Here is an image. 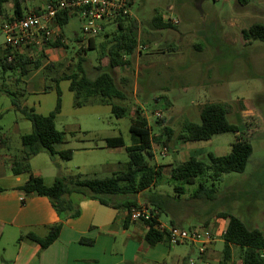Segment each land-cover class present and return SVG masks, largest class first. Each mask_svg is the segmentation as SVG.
<instances>
[{
  "label": "rangeland",
  "instance_id": "374dc122",
  "mask_svg": "<svg viewBox=\"0 0 264 264\" xmlns=\"http://www.w3.org/2000/svg\"><path fill=\"white\" fill-rule=\"evenodd\" d=\"M46 3L48 0H28L23 6L24 13H33ZM5 7L11 18L14 15L12 3ZM130 11V20L142 32L149 29L148 24L158 14L166 15L167 21L173 25L157 34L156 43L142 52L140 61L133 58L127 70L118 68L114 72L117 83L126 94V100L120 101L119 105L127 106L131 113L117 119L110 107L99 106L95 100H90L86 106L75 107L70 83L61 81L62 110L55 119V126L65 134V141L56 149L72 150L73 157L66 161L42 153L31 160L33 171L40 172L48 183L59 174L110 177L127 162V156L104 148L105 139L122 137L125 145L131 146L129 129L134 111L140 107L154 139H157L151 164L167 167L163 181L151 192L169 196L177 204L169 202V211L176 210L188 223L184 224V229L204 227L202 222L210 219L208 228L215 239L226 225L223 219H215L216 215L231 212L250 227L264 231V42L245 41L242 35L253 25H264V0H133ZM83 25L81 18L73 15L63 28L65 37L62 41L67 49H60L64 59L59 62L64 71L77 64L76 52L83 45H79L76 38H82ZM58 36H61L60 30L54 35ZM100 37L103 35L95 38ZM5 41V36L0 34V46L5 45ZM55 54L49 53V63L56 60ZM98 56L96 50L87 53L86 69L91 78L97 74L94 67L98 66ZM50 76L46 83L48 92L20 95L17 98L20 104L33 108L37 114L50 115L58 99L56 84L52 81L54 74ZM8 79L7 82L12 83L13 78ZM16 89L23 93L25 86L22 83ZM166 101L170 106L165 105ZM212 103L229 106L227 119L244 132V137L252 145V156L243 173L225 174L220 182L215 183L213 188L217 195L214 202L193 199L196 185L187 186L186 195L176 197L168 183L169 166L191 157L209 164V155H227L235 141V134L227 133L208 142L177 143L176 136L182 124L185 121L200 124L201 109ZM159 113L161 117L157 116ZM0 116L1 136L11 140V152L0 147V157L15 156L23 150L20 136L31 133L32 124L14 109L6 95L0 96ZM17 121L19 133L15 132ZM164 127L174 131L172 138L164 136ZM164 151L165 155H162ZM7 170L10 173L9 163ZM212 185L211 182L207 184L210 188ZM149 194L137 196L140 207H149L146 203ZM162 220L168 222L169 216L163 215ZM183 248L190 255V261L203 264L199 259L201 245L192 248L187 244ZM223 249L224 243L219 240L217 250L222 252ZM238 254L239 250H236L235 262Z\"/></svg>",
  "mask_w": 264,
  "mask_h": 264
},
{
  "label": "trees",
  "instance_id": "16d2710c",
  "mask_svg": "<svg viewBox=\"0 0 264 264\" xmlns=\"http://www.w3.org/2000/svg\"><path fill=\"white\" fill-rule=\"evenodd\" d=\"M27 1L0 0V29L5 23L3 21H12L14 18H21L25 15L23 6ZM10 3L13 5L14 14L11 18H9L5 7ZM129 6H132V2L129 3ZM35 12H39V9ZM73 15L76 14L70 11L59 13L54 19V25L63 29ZM114 21L118 23V30L114 32L110 41L102 44L97 60L98 66L94 67L97 72L94 78L90 77V73L86 69L87 53L94 50V39L90 41L87 48L80 47L78 49L76 52L77 64L67 71L63 70L62 63L47 64L48 50L59 47L67 49L63 44L62 36L43 41L40 46H31L23 50L5 45L0 46V96L10 97L14 109L32 124V132L21 137L23 150L14 156L9 167L15 176L22 174L29 176L28 181L16 190L25 195L35 194L47 198L63 221L69 218L76 219L80 216V209L72 202V196H81L87 200L97 201L111 209L127 212L130 218L131 211L140 208L137 196L150 192L146 203L154 218L151 222L145 223L149 227L145 241L150 247L157 244L170 246L168 233H160L154 229L163 215L170 216L169 198L151 192L163 181L164 170L167 167L151 164L154 159L152 145L157 142V139H154L140 107L134 111L135 116L129 129L132 137L131 146H126L122 137L108 138L105 141L107 148L125 147L127 162L118 172L107 178H86L81 174L76 176L61 174L55 177L51 183H48L43 177L32 175L31 160L42 153H46L50 157L59 156L66 161L73 157L72 150L58 151L56 149V146L65 141V134L58 131L55 126V119L62 110V94L59 87L61 81L70 83L69 90L75 96V107L86 106L90 100H95L99 106L110 107L112 114L117 119L124 118L128 113H131L127 106L119 105L120 101L126 100V94L117 83L114 72L118 68L131 65L139 46V29L129 17H119ZM152 23L158 30H166L173 26L171 23L163 22L162 16L159 14L153 18ZM98 35L101 36L102 33ZM242 35L245 41L264 42V25H253L248 30H244ZM81 42L82 39L79 38L77 43ZM103 60L108 62L106 67L102 66ZM40 69L45 71L46 82L51 77L50 74H54L52 81L56 84L57 104L54 111L48 116L35 113L33 108L21 105L17 99L20 95L24 96L23 93L18 92L19 89H16L22 84V78L30 72ZM8 78H13L12 83L7 82ZM11 85L14 86V90L11 89ZM48 90L49 88L46 86L45 91L48 92ZM165 105L170 106V102L166 101ZM228 115L229 106L227 104L212 103L201 109L200 124L191 121H185L182 124L180 132L176 136L179 144L208 142L217 135L227 133L235 134V141L231 144L230 152L227 155L222 157L209 155V164L201 159L191 157L183 163L169 166L168 183L172 185L176 197L186 195L187 186L196 185L192 194L193 199L214 202L217 195L213 188L215 183L220 182L225 174L245 171L253 148L249 140L244 137L241 128L229 123ZM162 132L168 138L174 136V131L169 127H164ZM208 182L213 184L212 188L207 186ZM4 192L6 190L0 187V194ZM215 219H225L229 222L222 235L224 250L221 264L231 263L233 258L231 247L239 250L238 260L235 264H264V231L250 227L239 216L231 212L218 213ZM170 224L179 227L173 220L170 221ZM203 224L207 228L210 219L205 220ZM62 227V222L52 227L44 239L34 235H28V238L45 249L58 239ZM82 242L92 243L85 239Z\"/></svg>",
  "mask_w": 264,
  "mask_h": 264
},
{
  "label": "crops",
  "instance_id": "0c3cea01",
  "mask_svg": "<svg viewBox=\"0 0 264 264\" xmlns=\"http://www.w3.org/2000/svg\"><path fill=\"white\" fill-rule=\"evenodd\" d=\"M46 4H43V7ZM172 8L171 6L170 9ZM162 19L163 22L170 23L167 21L166 15H162ZM131 22L134 21L131 20ZM148 27L149 29L143 32L138 27L139 46L134 56L137 61L143 58V51H147L152 44L156 43L154 39L161 31L154 27L152 21ZM59 30L63 37V29L59 28ZM117 30L118 23L114 20L102 23L100 33L103 37L94 38V50L99 53L102 44L110 41ZM78 39L76 38V41ZM78 44L82 45V42ZM168 47L173 49V46ZM61 48L65 49L59 47L47 51L48 59L49 53H56L54 55L56 60L51 63H60L59 61L64 59L62 51H60ZM107 64V60L102 61L103 67H106ZM129 67L119 69L123 71ZM22 83L25 86L23 94L26 96L45 94L47 82L44 69L30 72L22 78ZM15 126L17 127L15 132L19 133L18 121ZM0 141V147L11 152V140L1 136V131ZM154 145H152L153 151ZM107 149L126 154L125 147ZM13 159L14 156L9 154L0 157V187L6 190L0 194V264H190L191 257L183 248L187 244L177 246L157 244L150 247L145 241L148 230L144 223L134 222L129 218L127 212L111 209L97 201L87 200L77 195L72 196V202L80 209V216L76 219L69 218L63 221L47 198L35 194L25 195L16 190L28 181L29 176L27 174L15 176L11 170L10 173L8 172L7 164H10ZM31 170L34 177L40 176L47 181L40 172H34L32 166ZM119 170L117 169L115 172ZM168 198L169 202L175 204L169 196ZM170 205L169 207H171ZM171 220L183 229L184 224H188L181 219L176 210H171L168 222H164L162 218L159 219V222L172 226ZM223 220L226 222L225 229L218 233L217 238L214 239L213 236L212 241L205 246L188 244L192 248L201 245L199 259L203 264L205 262L221 264L223 260V251L217 250L218 241L222 240L224 243L222 235L229 223L228 220ZM61 222L63 227L58 239L45 249L28 238V235H34L44 239L48 236L50 229ZM209 231L212 232L210 229ZM84 239L92 243H83ZM236 250L238 249L231 247L233 258L229 264H235Z\"/></svg>",
  "mask_w": 264,
  "mask_h": 264
},
{
  "label": "built area",
  "instance_id": "2783aa9c",
  "mask_svg": "<svg viewBox=\"0 0 264 264\" xmlns=\"http://www.w3.org/2000/svg\"><path fill=\"white\" fill-rule=\"evenodd\" d=\"M133 0H48L39 12L25 14L6 22L0 29L5 36V46L23 50L31 46H40L43 41L54 39L58 27L54 25L56 16L65 11L78 15L84 22L82 26V47L87 48L90 41L98 36L101 24L119 17H129V3ZM177 22L175 21V24ZM161 117L159 113L157 115ZM165 155V151L162 153ZM154 218L149 207H140L130 213L134 222L148 223ZM147 230L149 227L145 224ZM154 229L160 233H168L170 246L182 244H205L212 241L213 233L206 227L185 230L179 227L158 223ZM203 253V251H202ZM190 264H195L190 261ZM205 264H211L205 262ZM220 264V263H217Z\"/></svg>",
  "mask_w": 264,
  "mask_h": 264
}]
</instances>
